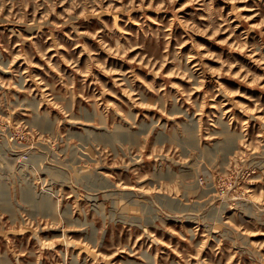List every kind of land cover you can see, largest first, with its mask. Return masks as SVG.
<instances>
[{"label":"rangeland","instance_id":"obj_1","mask_svg":"<svg viewBox=\"0 0 264 264\" xmlns=\"http://www.w3.org/2000/svg\"><path fill=\"white\" fill-rule=\"evenodd\" d=\"M75 263L264 264V0H0V264Z\"/></svg>","mask_w":264,"mask_h":264},{"label":"bare ground","instance_id":"obj_2","mask_svg":"<svg viewBox=\"0 0 264 264\" xmlns=\"http://www.w3.org/2000/svg\"><path fill=\"white\" fill-rule=\"evenodd\" d=\"M128 79V78H127ZM20 80V79H19ZM40 84V83H39ZM139 94V93H138ZM253 119V118H252ZM221 128V127H220ZM220 130V129H219ZM223 130V129H222ZM218 138V137H217ZM231 141V140H230ZM234 142V141H233ZM230 148V147H229ZM102 174V173H101ZM55 209V208H54ZM190 217V216H189ZM76 264V263H75Z\"/></svg>","mask_w":264,"mask_h":264}]
</instances>
